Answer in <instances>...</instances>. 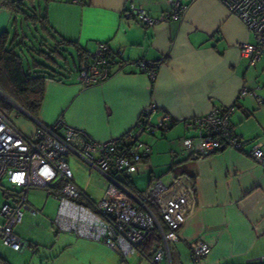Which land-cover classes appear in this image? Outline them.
Returning a JSON list of instances; mask_svg holds the SVG:
<instances>
[{"label":"crops","instance_id":"1","mask_svg":"<svg viewBox=\"0 0 264 264\" xmlns=\"http://www.w3.org/2000/svg\"><path fill=\"white\" fill-rule=\"evenodd\" d=\"M39 2L43 4L35 0ZM181 2L187 5L181 20L147 27L129 11V4L154 17L170 8L169 0H82L80 4L51 0L45 4L47 30L73 44L65 47L69 64L79 62L74 46L93 52L98 43L105 42L110 51L121 56L112 62L110 77L99 84L80 87L75 67L66 79L46 80L36 120L51 125L62 117L94 140L119 137L127 142L145 108L154 106L153 122L169 115L171 121L156 135L140 136L151 147L140 171L149 173L147 186L152 180H162L170 188L167 196L182 188L193 190L179 240L169 243L171 264H258L257 258L264 256V168L242 151L230 148L206 158H187L181 154V140L192 133L186 130L184 120L235 104L231 116L234 134L258 142L264 149V103L259 105L249 97L237 99L242 87L264 97V54L255 66L240 55L237 45L253 42L254 35L221 0ZM14 30L26 38L29 46L24 47V53L34 50L32 46L40 41L53 42L20 15L1 8L0 34ZM30 53L23 55L26 66L32 58L42 62L34 51ZM141 62L158 63L154 80L141 70ZM15 124L27 134L35 128L34 121H26L29 130ZM72 177L77 186L96 198L89 192L90 179L84 181L73 173ZM130 183L137 189L131 179ZM30 208L35 213L25 211L39 212ZM194 239L210 246L209 255L199 263L191 259L187 246ZM130 260L145 264L139 254ZM160 264H167L166 259Z\"/></svg>","mask_w":264,"mask_h":264},{"label":"built area","instance_id":"2","mask_svg":"<svg viewBox=\"0 0 264 264\" xmlns=\"http://www.w3.org/2000/svg\"><path fill=\"white\" fill-rule=\"evenodd\" d=\"M80 4L82 0H66ZM233 15L237 16L254 35L253 42L237 45L240 55L255 66L264 54V0H221ZM170 8L158 16H150L145 10L129 4V11L138 16L143 26H152L163 21H179L187 10L181 0H169ZM77 68V82L85 88L106 81L111 75V65L119 52H112L105 42L97 44L93 52H82ZM126 63V62H125ZM158 63L141 62L140 68L154 80ZM252 98L257 104L264 97L255 90L242 87L237 99ZM0 101L13 103L0 87ZM15 103L11 104L14 105ZM19 113L27 114L15 104ZM235 104L214 107L209 113L184 120L185 128L191 131L181 140V154L187 158H206L222 149L242 151L256 164L264 168V149L250 139L234 134L231 116ZM153 105L140 114L134 128L128 133L129 140L119 137L98 141L81 129L72 127L59 117L47 125L30 116L35 122L31 134L23 132L13 117L0 109V186L5 201L0 205V241L14 251H19L24 242L14 228L21 223L26 209H31L26 193L32 186L53 187L62 183L56 224L64 232L74 233L100 241L115 250L125 260L139 254L145 264H160L163 258L171 264L169 243L179 240L178 231L187 217V202L193 190L182 188L167 196L169 187L162 180H152L143 191L129 186L130 178L140 171V165L149 156L151 147L142 141V133L156 135L171 121L164 114L157 122L152 121ZM74 153L105 180L102 198L95 201L85 188L74 183L67 156ZM82 198L86 205L78 203ZM35 213L34 209H31ZM155 229L161 243L149 254L139 248L148 232ZM190 257L201 262L210 253V246L200 239L187 242ZM264 262V256L257 258ZM0 264H2L0 262Z\"/></svg>","mask_w":264,"mask_h":264},{"label":"rangeland","instance_id":"3","mask_svg":"<svg viewBox=\"0 0 264 264\" xmlns=\"http://www.w3.org/2000/svg\"><path fill=\"white\" fill-rule=\"evenodd\" d=\"M9 99L19 105L12 98ZM2 103L12 108L8 115H14L15 122L23 124L22 127L29 130L25 123L26 121L32 123L34 120L27 114L19 113L15 109V104ZM0 108L6 111L3 107ZM68 161L74 175L78 174L84 181L90 179L89 192L95 195L94 197L97 198H94L95 201L100 200L105 189L103 176L74 153L68 155ZM147 178H149L148 172L139 171L130 179L138 190L143 191L147 188ZM1 186H6L5 179L1 181ZM1 186L0 205L5 201ZM57 194L58 191L54 186L29 188L26 193L27 204L39 212L32 214L25 211L21 223L14 228L15 233L25 243L22 250L14 251L0 241L2 264H136L135 261L130 260L133 255L123 260L115 250L100 241L83 239L74 233L60 230L56 224L59 206ZM77 202L86 205V201L82 198Z\"/></svg>","mask_w":264,"mask_h":264},{"label":"trees","instance_id":"4","mask_svg":"<svg viewBox=\"0 0 264 264\" xmlns=\"http://www.w3.org/2000/svg\"><path fill=\"white\" fill-rule=\"evenodd\" d=\"M43 4L35 3V0H0V9H7L16 15H20L22 20L27 24L34 27V29L42 30L44 34H47L50 40L38 42V46L33 45V49L26 51L25 53L31 54L34 51L35 54L42 58V62H39L35 58H32L31 65L26 66L23 55L24 47L29 46L25 36L21 38L17 31H13L10 34L8 31H3L0 34V87L3 91L12 98L19 106L31 117L36 118L44 98L45 82L48 79L63 80L68 78V73L77 71L79 62L81 60V53L86 52L82 48L75 47L77 54V64L67 62V57L64 52L65 47L71 46V42L64 39H57L51 35L46 28V15L44 13L45 4L51 0H42ZM41 6H44L43 13L41 12ZM30 28V26H28ZM32 34H34L32 32ZM27 37V36H26ZM31 40V39H30ZM31 47V48H32ZM62 60L63 64L60 62ZM67 65L68 67H66ZM63 70V71H62ZM0 107H3L6 111H3L5 115L9 116V112L12 108L7 104L0 102ZM1 109V108H0ZM2 110V109H1ZM148 158V157H146ZM145 158V159H146ZM143 159V161L145 160ZM131 186V183H129ZM58 194L61 195L62 183L55 185ZM161 238L158 232L153 229L148 232L145 239L142 241L139 250L144 254H149L155 247L159 246ZM264 264V263H258Z\"/></svg>","mask_w":264,"mask_h":264}]
</instances>
